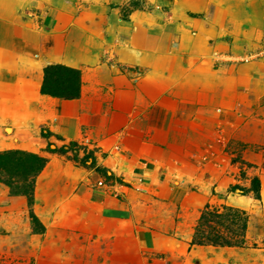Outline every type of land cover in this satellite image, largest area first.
<instances>
[{
  "label": "rangeland",
  "instance_id": "obj_1",
  "mask_svg": "<svg viewBox=\"0 0 264 264\" xmlns=\"http://www.w3.org/2000/svg\"><path fill=\"white\" fill-rule=\"evenodd\" d=\"M66 5L101 54L72 84L92 141L0 124L47 159L31 204L0 182V264H264V0Z\"/></svg>",
  "mask_w": 264,
  "mask_h": 264
},
{
  "label": "crops",
  "instance_id": "obj_2",
  "mask_svg": "<svg viewBox=\"0 0 264 264\" xmlns=\"http://www.w3.org/2000/svg\"><path fill=\"white\" fill-rule=\"evenodd\" d=\"M66 1H0V124L9 120L15 129L47 124L58 145L92 141L93 127L84 117L92 100L84 96L83 74L101 55L85 45L86 36ZM121 58L129 60L125 54ZM53 64L83 73L81 98L64 100L41 93L44 69ZM135 168L141 167L137 163Z\"/></svg>",
  "mask_w": 264,
  "mask_h": 264
},
{
  "label": "trees",
  "instance_id": "obj_3",
  "mask_svg": "<svg viewBox=\"0 0 264 264\" xmlns=\"http://www.w3.org/2000/svg\"><path fill=\"white\" fill-rule=\"evenodd\" d=\"M59 71L66 72L68 77L65 80H59ZM74 79L79 81V70L62 65H49L44 69V79L41 85V93L43 95L64 100L77 99L79 97V90L77 93L74 90L72 85ZM64 87L67 88V91L63 90ZM42 134H44V132ZM47 149L52 153H60L63 155L70 152V148L68 146L57 147L53 143H49ZM46 164V158L29 154L24 151L7 150L0 152V182L7 185L13 194H23L30 203L33 197L34 180L44 170ZM83 164H86V161H84ZM260 186V182L256 180L254 182V191L258 200L261 199ZM237 189L239 188L235 186L231 189V191L233 192ZM31 219L34 223L37 222V218L33 214H31Z\"/></svg>",
  "mask_w": 264,
  "mask_h": 264
}]
</instances>
